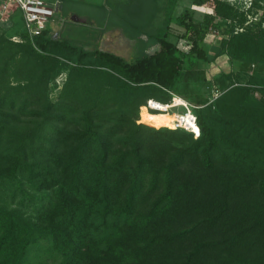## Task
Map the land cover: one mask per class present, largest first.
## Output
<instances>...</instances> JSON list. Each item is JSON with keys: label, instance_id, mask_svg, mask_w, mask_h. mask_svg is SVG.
Returning a JSON list of instances; mask_svg holds the SVG:
<instances>
[{"label": "trees", "instance_id": "obj_1", "mask_svg": "<svg viewBox=\"0 0 264 264\" xmlns=\"http://www.w3.org/2000/svg\"><path fill=\"white\" fill-rule=\"evenodd\" d=\"M180 1L152 0L129 21L131 61L50 26L0 39V264H264V17L249 20L264 0H190L212 8L202 22L176 13ZM213 28L237 68L215 80L212 105L192 102L200 136L141 123L148 98L170 102L193 64L211 60ZM21 115L32 126L10 128ZM142 117L169 125L167 112Z\"/></svg>", "mask_w": 264, "mask_h": 264}, {"label": "rangeland", "instance_id": "obj_2", "mask_svg": "<svg viewBox=\"0 0 264 264\" xmlns=\"http://www.w3.org/2000/svg\"><path fill=\"white\" fill-rule=\"evenodd\" d=\"M103 0H100V2ZM163 5L166 0H160ZM232 4H238L244 9H249V6L252 3V0H228ZM152 0H120L119 6L117 5L115 11L110 10H100L98 8H88L83 10L79 7L80 14L86 15L88 17L87 22L76 23L68 19L66 24L67 26L62 31V34L73 38L75 40L86 41L89 44V47H94L99 45L101 48L109 46L108 42L104 40L110 32L112 34V41L110 42V48L117 50V53L123 55L128 60H133L136 55L139 53V44L136 40L130 39V36L127 35L125 27H128L129 21L132 24H138L143 19H146L149 16L151 11ZM260 10H253L250 12L249 20L256 18L264 17V3H262ZM192 13L193 18L197 22H202L204 20V15L206 12H212L210 7H199L192 3L190 0H181L179 6L176 9V13L182 14L185 11ZM9 10H4L0 13V39L5 37L13 41H20L21 34L23 33V23L19 16L14 17ZM164 11H161L154 24L152 29L160 26L164 19ZM64 12L56 11V14L53 19L51 28L55 29L58 25H63L64 22ZM177 22L174 21L175 32H177ZM111 30V31H110ZM176 34V33H175ZM221 31L216 28L211 29L202 43V46L206 50L210 61L200 60L186 72V75L181 79L178 84L177 90L174 92L177 95L182 96L184 99L197 103L199 99H207L208 105H212L215 99L219 96V92L216 88L215 80L224 72H231L236 70L237 63L231 60L226 54L219 51V46L217 44L218 38L220 37ZM142 39L148 41L146 35L141 36ZM174 41H177L178 46L184 50H189L191 45L186 44L185 40L179 39L176 36L173 37ZM156 47H152L150 52H154ZM2 66L0 65V71ZM68 70L63 69L50 83L49 85V94L50 98L56 100L60 94L64 83L67 79ZM10 81L17 83V80L12 76ZM243 81H246L247 78L243 77ZM145 108L142 109L141 123L169 127L171 129L175 128V124L168 121L169 125H157L150 124L148 121L143 120V115L145 113ZM176 110V109H175ZM179 110V109H177ZM34 117L28 115H21L20 119L12 122L10 128L15 130H23L32 126Z\"/></svg>", "mask_w": 264, "mask_h": 264}, {"label": "built area", "instance_id": "obj_3", "mask_svg": "<svg viewBox=\"0 0 264 264\" xmlns=\"http://www.w3.org/2000/svg\"><path fill=\"white\" fill-rule=\"evenodd\" d=\"M59 5L60 1L58 0L55 2H48L46 0H5L4 2H1L0 13L4 10H9V8L12 6L14 9L20 10L23 16L25 33L33 38L34 36L41 34L48 28V26H50L56 11L59 8ZM185 42L188 44L187 41ZM170 93L172 94V98L170 102L167 103V105L174 106H171L166 111H163L160 109L161 101L157 100L156 98H148L145 104L141 107L140 118L143 108L150 112H167L173 114L176 116V127L173 129H183L189 133H192L194 137L198 138L201 134V128L198 122L196 109L200 106L195 105L194 103L176 95L173 92ZM177 98L180 99V103L177 102Z\"/></svg>", "mask_w": 264, "mask_h": 264}, {"label": "crops", "instance_id": "obj_4", "mask_svg": "<svg viewBox=\"0 0 264 264\" xmlns=\"http://www.w3.org/2000/svg\"><path fill=\"white\" fill-rule=\"evenodd\" d=\"M0 1L4 2L5 0H0ZM46 1L55 2L56 0H46ZM58 1H60V5H59V8H58V11H63L64 12V20H63L64 24L62 26L58 25L55 29L54 28L52 29L51 25H52L53 21L51 22L50 28H51L52 35L54 37H58V36H60L62 34V31L67 26L66 22H67L68 19H70V20H72L73 22H76V23H82V22H87L88 21V17L86 15L80 14L79 9L81 7H84V8H81L83 10H87L88 8H86V7H91L92 9L96 7L98 9L104 10V11L105 10H110V11L114 10L115 11L116 9L118 10V8H116V6L117 5L119 6V1L120 0H103L101 2H100V0H58ZM10 10H11L10 12L13 14L14 17H16V16L20 17V19H21V21L23 23L22 31L24 32L25 29H24V22H23L22 12L20 10L14 9L13 6L10 8ZM104 39H105V37H104ZM130 39L136 40V39L132 38L131 36H130ZM106 40L109 43L108 44L109 46L105 45V48H103V49H107V50L114 51V52L117 53V50H114L113 48H110V42L112 41L111 32L107 36Z\"/></svg>", "mask_w": 264, "mask_h": 264}, {"label": "bare ground", "instance_id": "obj_5", "mask_svg": "<svg viewBox=\"0 0 264 264\" xmlns=\"http://www.w3.org/2000/svg\"><path fill=\"white\" fill-rule=\"evenodd\" d=\"M177 102H179L180 103V99L179 98H177ZM171 106H174V105H167V103L166 104H164V103H161V110H163V111H166L168 108H170ZM170 114V113H169ZM175 120H176V116L175 115H173V114H170V120H169V122H170V124H172V123H174L175 124ZM175 126H176V124H175Z\"/></svg>", "mask_w": 264, "mask_h": 264}, {"label": "flooded vegetation", "instance_id": "obj_6", "mask_svg": "<svg viewBox=\"0 0 264 264\" xmlns=\"http://www.w3.org/2000/svg\"><path fill=\"white\" fill-rule=\"evenodd\" d=\"M106 39H107V37L104 40H106ZM106 42H107V40H106Z\"/></svg>", "mask_w": 264, "mask_h": 264}]
</instances>
